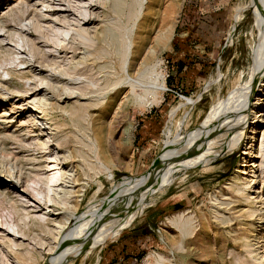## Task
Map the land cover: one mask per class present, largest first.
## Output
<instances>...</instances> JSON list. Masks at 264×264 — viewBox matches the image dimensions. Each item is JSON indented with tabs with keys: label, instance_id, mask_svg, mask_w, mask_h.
<instances>
[{
	"label": "rangeland",
	"instance_id": "obj_1",
	"mask_svg": "<svg viewBox=\"0 0 264 264\" xmlns=\"http://www.w3.org/2000/svg\"><path fill=\"white\" fill-rule=\"evenodd\" d=\"M4 1L0 6V51L4 49L0 56V264H22L6 243L16 233L17 241L36 246L45 257L42 264H158L151 262L153 258L146 261L149 254L165 255L170 259L167 264L243 260L235 255L241 248L235 250L232 234H241L245 226L238 223L244 218H234L238 229L230 232L220 219L249 207L232 209L235 203H230L234 200L230 185L247 146H253L248 160L259 164L247 169L254 175L251 192L264 201V163L257 157L264 152V146L260 150L264 139L260 0H145L131 38L133 46H139L146 37V51L153 50L152 59L161 60L167 85L163 102L149 109L120 106L121 98L107 114L104 108L113 93L104 94L102 89L118 76L110 79L107 74L112 63L119 65L120 37L124 29L131 30L138 0H97L99 6L94 7L81 2L89 0ZM84 8L94 16L103 14L101 28L116 27L105 41L95 44L113 62L97 58L92 75L76 67L83 44L73 31L64 36L70 26L77 27L74 20L84 17L80 15ZM36 21L40 23L34 29ZM84 22L83 27L93 25ZM164 32L170 39L160 37ZM22 84L43 89L18 94L15 90ZM81 86L89 94L82 96ZM39 97L47 98L48 110L39 108ZM76 103L97 104L87 116L76 119L71 116ZM63 133L66 144L58 145L56 137ZM64 156L69 158L63 161ZM165 162L170 165L160 171ZM9 166L13 176L6 170ZM51 166L69 177L39 194L38 181L56 172ZM18 178V188L1 193ZM70 189L75 193L69 207L62 208L54 198ZM11 198L22 200L21 207ZM27 212L52 214L61 221L69 215L70 221L56 239L51 233L44 236L40 226L29 228L23 237L18 230ZM107 216L101 231L95 229L98 220ZM178 217L190 222L185 233L175 223ZM37 234L44 237V245L38 244ZM261 239L257 252L264 259ZM203 242L206 246L201 248Z\"/></svg>",
	"mask_w": 264,
	"mask_h": 264
},
{
	"label": "bare ground",
	"instance_id": "obj_2",
	"mask_svg": "<svg viewBox=\"0 0 264 264\" xmlns=\"http://www.w3.org/2000/svg\"><path fill=\"white\" fill-rule=\"evenodd\" d=\"M81 2L84 4H87L89 2L88 6H91V7L92 6L93 7L99 6V2L97 0H89V1H81ZM4 3H6L4 0H0V6L1 5L3 6ZM144 5H145V0H138L137 4L134 6V12L131 16L132 17L131 19L133 20L132 25H130L131 30L127 27V29H129L130 32L124 28H123L124 30L122 29L123 33H122L120 39L123 42H120L122 44V46L120 45L121 46L119 48L120 50L117 53L118 60H119L118 67L113 66V63H112L113 61L111 60V56L110 57L107 56V53L104 51V49L102 47L97 48V49L95 47L96 43H100V42L102 43V41H105V39L109 35V33H111V31L116 29V27H114V28L108 27V28L103 29L98 25L100 23L99 18L103 14L102 15L98 14V15L94 16V12L92 13L90 11V14H88V10H86L84 8L85 10L83 12H80L81 13L80 15H83L84 17L79 16L77 19L74 20L75 25L77 27L70 26L68 31H66L65 34L63 33L64 36H67L70 31H73L74 38L75 39L77 38L80 41V43L83 44V46H84L83 55L80 57V60H78L76 63L77 64L76 67L78 69L79 68L81 70L86 69V70H88L89 75H92L93 70L95 69L94 64H95V61L97 58H101V59L102 58H105V59L109 58L108 64L110 62L112 63L113 69H112V71H109L107 76L109 78L113 77V75H118V76L114 80H112L110 78L111 79L110 83H108V85L102 89L104 94L108 93V91L113 93V95H111V98L108 102V106H105V108H104L105 114H107L109 112V109L112 106L114 107L117 104L118 100H120L121 98H122V100H121V103L119 104L120 106L122 104H126V105H132V106L134 105L135 107L149 108V109L152 108L153 106L159 105L163 102L164 91H165V88L167 85L165 83V80H166L165 73L159 67L161 60H159L158 58L152 59L153 50L149 49L148 51H146V49H147L146 37L143 38L142 43L139 46H133V41H132L133 39L131 38L132 32L134 31V28L136 27L137 21H138V19H140L139 17L143 13ZM258 6H259L258 8H259L261 14H264V0H260ZM144 10H145V8H144ZM16 11L18 13H20L22 10H20L18 8V9H16ZM144 12H146V11H144ZM97 16H98V18H97ZM81 20H84L86 23L93 24V25L90 27H87V28L83 27V25L81 24ZM38 21H36V22L38 23ZM36 22L34 25V27H35L34 29H37V27L40 23L39 22L37 24ZM72 23L70 22L68 24L70 25ZM143 25H146V24H143ZM147 26H148V24H147ZM147 26H146V28H147ZM152 28H151V30H152ZM167 32L171 33V32H173V30L172 31L169 30ZM126 34H128V35H126ZM167 34H166V32H164L160 35V37L162 39H168V38L170 39V36H167ZM125 36H128V37H126V39H125ZM148 36H149V31H148ZM58 43H60V42L58 41ZM78 49L79 48L76 47L75 49H73V52L76 54ZM69 51H72V50H69ZM3 52H4V49L2 51H0V56L2 55ZM13 61L14 60H11V62H13ZM41 62H42V60H41ZM6 72L9 74V71H6ZM259 72H260L259 76L264 75V65L262 66V68L260 69ZM84 76H85V74H84ZM39 79H41V77ZM42 83H43V81L41 82V84ZM42 87L43 86L35 89L36 85L27 86L26 84H22L21 87L15 91L18 92V94L22 93L24 95H29L31 93L35 94V92L39 91L40 89H43ZM81 87H83V86H81ZM84 88L86 89L87 87H83V89H81V95L82 96L89 94V91L85 90ZM125 91H127V92L122 97V94ZM263 96H264V93H263ZM249 97H250V95H249ZM7 98H8V96H7ZM123 100H126V101H123ZM258 100H260V99H258ZM36 103L38 104L39 108L42 109V111H46V109L48 108L47 105H49L48 104L49 102H47V98H45V97H39L37 99ZM50 103H52V102H50ZM258 103H259V101L256 102L257 105H258ZM96 104L97 103H85V104L76 103L75 106L73 107V109H71L72 110L71 116H74L76 119H78V117H80V118L85 117V116H87L88 110ZM52 105H54V103H52ZM257 114L258 113H256V116L254 118L257 117ZM261 115H264V114H261ZM257 121L258 120H256L255 122H257ZM262 122L264 123V120ZM244 125H245V122H244ZM58 126H61V125L58 124ZM40 131L42 132L43 129L40 128ZM61 131L62 130H58V132H61ZM252 133L254 134V132H251V134ZM66 137H67V135L65 133L58 134L56 137L57 144L58 145L66 144ZM263 137H264V131H263ZM48 142H50V140L46 139L44 141V144H48ZM262 146H264V139L260 143V150L262 149ZM252 147H253L252 145L247 146L243 150L244 157H243L241 166H239L241 168V170H240V168L237 169V171H239V174L234 177V180H233L232 184L230 185L231 197L234 199V200L230 201V203L231 202L235 203V205L232 207V209H238L242 205L243 206H249V207L246 210L241 208L242 210L238 211L239 214L234 213L232 217L230 216L226 219H220L221 223L227 224V228L230 232V231H235L236 229H238L237 227H234V225H236V223L233 222V219L234 218H237V219L238 218L239 219L244 218L243 220H240L242 223H238L239 225L243 224V226H245V227L241 228L242 229L241 234H236V235L232 234L233 235L232 240H234L236 242L235 250H237L238 248L239 249L241 248L240 251H237L235 253V255H240L241 257H244L243 260L238 258L237 262H236L237 264H240V263L241 264H264V259H261L262 256L259 255V252H257L259 250V248L262 246V245L257 246V244L260 243V240H258L259 237H261L263 239V240L262 239L261 240L264 241V205H263L264 201L261 199L262 198L261 195L255 196L254 195L255 191L251 192L253 189L252 182L254 180V175L248 174L249 172L247 171L248 167H253L255 165H256V167H258V165H259L258 163L257 164L252 163L253 162L252 159L248 160L249 156L252 157ZM53 155L55 156L56 153L53 152ZM257 157L262 158L261 164L263 165V163H264V152H262L261 155L257 156ZM55 158H57V156H55ZM68 158L69 157L64 156L62 160L64 161ZM50 162H54L53 163L54 165L59 164L58 162H55L54 160H51ZM63 163H65V162H63ZM165 165L168 166V165H170V163L165 162V164H163L160 167L161 169L159 168L160 171H162V169L164 167H166ZM50 169L51 170L56 169V172L53 175L44 177L43 180L38 181L41 184V190H37L36 188L34 190H37L39 194H42L44 191H46V189L50 190L53 186H59L60 184H62L65 181L66 178L69 177V175L63 173L60 170V168H56L54 166L53 167L51 166ZM258 169H257V171H258ZM6 170L9 172L10 176L14 175V173L12 172V167H10V166L6 167ZM250 171H252V170H250ZM151 177H152V174L149 175L148 178H151ZM153 179H155V178L153 177ZM61 180L63 182H60ZM29 181H30V179L27 180V182H29ZM33 181H35V180H33ZM72 181L75 182L77 185V179L72 178ZM263 181H264V176H263ZM1 182L2 181L0 180V183ZM9 182L10 183H8V185H12V186H8V188H7V186H4L5 189H3L1 191V193H4V195L9 194V191H11V190H9L10 187L18 188L19 178L15 182H11V181H9ZM20 187L21 186H19V188ZM138 189H139V187L136 188V190H138ZM61 192H63V195L59 196V198H54V202L61 205L62 208H64V207L67 208V207H69L68 201L72 197V194L75 193V191L70 189V190H61L57 193H61ZM75 196H78V195L75 194ZM18 199L19 198H16V199L11 198V200L13 201V203L16 206L21 207L20 202L22 203L23 201L20 199L18 200ZM243 208H245V207H243ZM55 210H57V209H55ZM72 211H71V213H72ZM54 214L56 215L58 213H53V215ZM45 215L43 214V215L35 216V215H32L30 212H27L26 214H24L22 216L23 217L22 219L24 220V222H23V224L20 225L21 226L20 228L22 230H18V233H21V234L23 233L22 235H24L23 237H25L26 235L29 234L28 233L29 228L40 226L41 227L40 230L43 232V234L44 233L45 234L51 233L52 235H54L53 237L55 239L58 238L59 236H61L64 229L66 228L67 223L70 221V216L69 215L65 216L63 214L65 216L64 221H61V220H58L57 217L51 218L52 214H48L46 216ZM109 218H110V216L109 217L107 216V217H104L103 219L98 220V222L95 224L94 228L97 229L99 227L98 230H100L102 224L106 220H108ZM205 222L208 223L209 225L212 224V221L209 217H206ZM175 223L177 224V227L180 229V231L182 233H185V231L187 230V226L189 225L190 222H189V220H182V219H180V217H178ZM51 226H54V229ZM208 230H204L203 232L207 235V234H209ZM16 234L14 236L15 238L13 237L11 239L6 240V243L11 248V250L15 254L18 255V257H19L18 261L22 264H25L24 263L25 261L27 263L30 262V264H42L45 257H42L41 253L36 251V246L30 247L22 241H17L16 239H17L18 235L16 236ZM45 234H44V236H45ZM37 236H39V234H37ZM43 239H44L43 236L42 237L39 236L38 244L44 245L45 243L42 242ZM220 242H222V241H220ZM200 246H201V248H203L206 246V243L205 242L200 243ZM52 249H53V247L51 246V248H49V250L51 251ZM151 258H153L154 261H151L150 260ZM146 261L156 262L158 264H167L170 261V259L168 257H166L165 255H158V257H157V256H154L153 254H149ZM54 264H56V263H54Z\"/></svg>",
	"mask_w": 264,
	"mask_h": 264
},
{
	"label": "trees",
	"instance_id": "obj_3",
	"mask_svg": "<svg viewBox=\"0 0 264 264\" xmlns=\"http://www.w3.org/2000/svg\"><path fill=\"white\" fill-rule=\"evenodd\" d=\"M171 77V75H169V78ZM169 80V79H168Z\"/></svg>",
	"mask_w": 264,
	"mask_h": 264
}]
</instances>
